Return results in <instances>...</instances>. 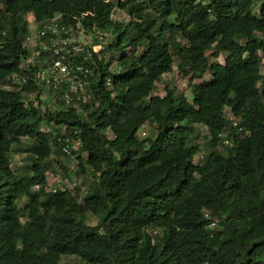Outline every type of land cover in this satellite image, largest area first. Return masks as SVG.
I'll return each mask as SVG.
<instances>
[{"label":"trees","instance_id":"1","mask_svg":"<svg viewBox=\"0 0 264 264\" xmlns=\"http://www.w3.org/2000/svg\"><path fill=\"white\" fill-rule=\"evenodd\" d=\"M118 5L130 22L113 19L110 0H0V264H264V0ZM29 15L113 33L109 44L100 33L99 55L73 58L92 71L79 108L60 94L45 107L38 67H23ZM175 57L192 80L212 75L193 102L156 94ZM67 138L80 139L77 175L94 177L83 201L48 188ZM17 154L26 171L13 169Z\"/></svg>","mask_w":264,"mask_h":264},{"label":"rangeland","instance_id":"2","mask_svg":"<svg viewBox=\"0 0 264 264\" xmlns=\"http://www.w3.org/2000/svg\"><path fill=\"white\" fill-rule=\"evenodd\" d=\"M112 3L115 4V10L113 12V19L116 22H124L128 23L131 21V16L128 14L127 11H124L119 8V3L123 2L124 0H110ZM28 20L31 25L34 45L39 42L40 39V32L42 31L43 24H38L35 20L33 15L28 16ZM99 33H101L105 38V40L108 42V44L112 41L114 38V35L112 32H96V33H90L86 32L81 25H78L77 29H73L72 31H69L68 38L71 42H76L84 47H90L96 44ZM51 37L43 42V45H47L49 47V41ZM40 44V43H39ZM98 50H100L98 48ZM118 56H116L117 59ZM226 59V55H221L217 60H214V62H218L220 64H224ZM25 67V64L23 65ZM178 58L175 57V64L173 72L170 74H167L164 76L163 81L159 84L158 90L156 92L157 95L160 96H166V90H171L175 94L176 97L179 96H185L190 102H193V86L203 83L204 81H209L212 79L211 73H207L205 75V78L203 80H192L191 75L185 76L182 74L178 68ZM112 71L117 70L116 61H114V64L112 66ZM262 73L264 74V66L262 68ZM12 83L8 82L7 87L15 86V84L18 83V80L14 79L11 80ZM50 95V94H49ZM48 94H44L41 98L42 101H44V105L47 108H56L53 107V101L52 98ZM34 99V96H32ZM228 116L231 117V114H228ZM197 128L202 132L203 135H208L207 129L203 126H197ZM151 132V128L148 125H144L142 129L139 132L140 139L147 138ZM24 142H28L27 139L24 140ZM207 140L205 138H201L199 141V146L201 148L199 157L204 156V158L207 156L209 152V148L207 146ZM227 147V148H226ZM231 147L229 145H220L217 147L218 152H222L225 154L227 149ZM78 156L76 154L73 157H67L64 158L62 156H58L56 153L52 156L51 161V167L49 168L50 171L48 172V184H49V191L51 190L50 186H55L52 189H63L67 191H71L74 194L78 192V198L80 201H83L84 197L87 195L89 188L93 186L94 177L92 175L88 176H79L77 175V172L79 171V161L77 159ZM198 157V158H199ZM26 156L23 154H17L13 158L12 167L15 171H26L27 170V161ZM204 160V159H203ZM67 170V171H66ZM67 174H66V173ZM62 180V181H61ZM60 185H54V183L59 182ZM37 190L36 188L33 189ZM85 221L89 226H96L98 224V218L96 216H93L91 214H88L85 217ZM61 264H84L81 262L78 258L75 257H65L61 261Z\"/></svg>","mask_w":264,"mask_h":264},{"label":"built area","instance_id":"3","mask_svg":"<svg viewBox=\"0 0 264 264\" xmlns=\"http://www.w3.org/2000/svg\"><path fill=\"white\" fill-rule=\"evenodd\" d=\"M41 30L39 42L35 45L33 35L26 39L25 47L29 50L26 66L30 69L38 67L36 78L44 84L43 86H47L44 94H50L54 98L57 97L55 95L60 94L61 101L67 107H80L92 97L91 92L86 89L88 83L82 78V76L86 78L92 71L84 66L75 65L73 58L80 56L83 52L99 55L103 50L102 45L95 44L91 46V50H88L76 42H71L68 34L73 29L62 24L59 17L44 23ZM50 37L49 47L43 45V42ZM99 39L102 40V37ZM23 82H26V79H23ZM107 83L110 85L111 81L108 80ZM234 125L237 126L238 123L234 121ZM63 142V152L67 156L73 155L79 149L80 139L67 138ZM59 183L60 181L54 185Z\"/></svg>","mask_w":264,"mask_h":264},{"label":"clouds","instance_id":"4","mask_svg":"<svg viewBox=\"0 0 264 264\" xmlns=\"http://www.w3.org/2000/svg\"><path fill=\"white\" fill-rule=\"evenodd\" d=\"M56 18V17H55ZM54 19V18H53ZM38 24H40V23H38ZM41 24H44V23H41ZM30 35H32V30H31V33H30ZM29 35V36H30ZM99 37H102L101 36V34L99 33V36H98V39H99ZM25 43H26V41L24 42V47H25ZM97 44H99V45H102L101 43H97ZM103 47V46H102ZM26 48V47H25ZM87 48H90V50H91V46L90 47H87ZM27 49V48H26ZM28 50V49H27ZM29 51V50H28ZM102 51V50H101ZM24 65V64H23ZM25 65H26V63H25ZM24 67V66H23ZM27 67V66H26ZM49 95V94H48ZM43 96V95H42ZM51 98H52V101H53V103L55 102V100H57L56 98H54V97H52L51 95H49ZM59 98H60V96H59ZM60 102H62L61 101V99H60ZM77 108H79V107H77ZM68 157H73V155H71V156H68ZM62 181V180H61ZM61 184V183H60ZM60 184H56V185H60ZM55 186H51V188H54ZM56 188V187H55ZM54 190H56L57 191V189H53V192H54Z\"/></svg>","mask_w":264,"mask_h":264}]
</instances>
